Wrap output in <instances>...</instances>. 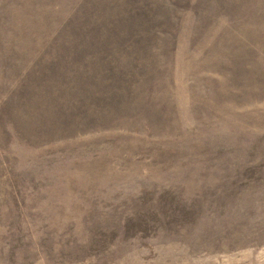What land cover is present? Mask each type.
<instances>
[{"label": "rangeland", "instance_id": "rangeland-1", "mask_svg": "<svg viewBox=\"0 0 264 264\" xmlns=\"http://www.w3.org/2000/svg\"><path fill=\"white\" fill-rule=\"evenodd\" d=\"M0 264H264V0H0Z\"/></svg>", "mask_w": 264, "mask_h": 264}]
</instances>
